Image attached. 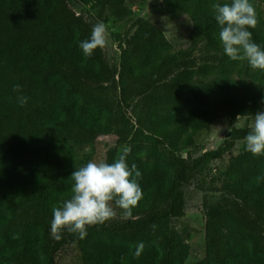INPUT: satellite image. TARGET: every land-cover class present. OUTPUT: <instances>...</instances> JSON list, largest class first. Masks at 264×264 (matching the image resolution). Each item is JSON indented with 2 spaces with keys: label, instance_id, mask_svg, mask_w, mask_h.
<instances>
[{
  "label": "trees",
  "instance_id": "16d2710c",
  "mask_svg": "<svg viewBox=\"0 0 264 264\" xmlns=\"http://www.w3.org/2000/svg\"><path fill=\"white\" fill-rule=\"evenodd\" d=\"M98 5L115 17L128 2L73 0ZM175 17L191 25L189 44L203 41L216 54L195 66L185 50L174 51L160 28L137 20L124 39L115 71L102 49L79 47L92 27L65 0H0V264H56L73 248L79 264H182L185 244L172 242L169 220L184 213L187 187L196 173L243 141L251 127L231 129L212 151L192 159L180 153L214 122L235 120L255 109L247 83L264 78L247 60L223 50L212 5L216 0H165ZM250 29L264 48V21ZM176 72L174 79L169 80ZM116 82L118 103L136 104L132 122L116 114L103 85ZM20 90H14L16 86ZM28 101L21 106L18 97ZM113 136L105 162L127 150L143 198L131 215L87 228V235L51 232L52 208L72 195L71 173L89 161L99 137ZM225 197L203 225L204 256L196 264H264V155L245 148L221 172Z\"/></svg>",
  "mask_w": 264,
  "mask_h": 264
},
{
  "label": "rangeland",
  "instance_id": "374dc122",
  "mask_svg": "<svg viewBox=\"0 0 264 264\" xmlns=\"http://www.w3.org/2000/svg\"><path fill=\"white\" fill-rule=\"evenodd\" d=\"M227 2L229 0H216ZM74 14L81 16L91 27L98 21H103L110 33L109 45L102 49L107 63L117 71L118 57L123 47L124 39L134 30L137 20H147L157 25L174 51L185 50L187 57L195 66L206 63L209 55L216 54L201 40L189 44L191 25L185 16L175 17L169 10V3L165 0H143L142 2H128L129 12L123 17H115L108 10L98 15L99 7L95 3L81 5L73 0H65ZM264 21V0H254ZM176 72L169 80L174 79ZM248 84L255 99V109L246 115H239L235 120L224 118L212 124L209 131L200 133L196 137L195 146L189 152L180 153L182 159L188 155L190 159L199 156L205 151H212L221 145L230 136L231 129L243 126L250 127L257 111H264V78L248 80L241 76ZM104 90L114 102V110L124 120L132 122L136 111V104L128 100L126 104L118 103L119 86L114 78L113 82L103 85ZM115 138L111 135L99 137L94 145V162H105V156L113 148ZM246 147L245 141H234L232 147L217 159L211 160L201 168L187 187L184 213L181 217L169 220V230L172 242L185 244L188 254L182 264H196L204 256L203 225L206 219L211 218L220 209V200L225 197L221 185V172L226 164L239 155ZM116 216H125L121 209H116ZM115 216V217H116ZM56 264H79L76 251L65 248L56 257Z\"/></svg>",
  "mask_w": 264,
  "mask_h": 264
},
{
  "label": "clouds",
  "instance_id": "9594fccd",
  "mask_svg": "<svg viewBox=\"0 0 264 264\" xmlns=\"http://www.w3.org/2000/svg\"><path fill=\"white\" fill-rule=\"evenodd\" d=\"M215 20L220 27L219 38L224 53L233 61L247 60L253 69L264 70V48L254 42L250 29L258 25V14L250 0H231V3H214ZM110 33L103 21L92 26L90 38L79 47L91 56L96 49L109 45ZM20 90L17 85L14 89ZM24 106L28 97L19 96ZM251 130L244 137L247 150L253 155H264V111L254 115ZM127 150L112 163L89 161L71 173L72 195L60 206H53L51 232L59 238L62 231L78 234L82 239L87 228L102 224L116 216V209L131 215L132 208L143 198L136 165L129 166Z\"/></svg>",
  "mask_w": 264,
  "mask_h": 264
}]
</instances>
